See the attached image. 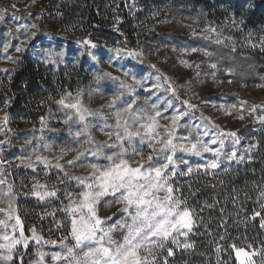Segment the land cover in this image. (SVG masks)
Masks as SVG:
<instances>
[{"label": "rangeland", "instance_id": "rangeland-1", "mask_svg": "<svg viewBox=\"0 0 264 264\" xmlns=\"http://www.w3.org/2000/svg\"><path fill=\"white\" fill-rule=\"evenodd\" d=\"M46 1L0 0V14L4 17L0 20V141H6L0 144V169L3 170L0 178L13 186L14 207L22 221L25 236L30 238L35 232L43 240L57 242L43 244L42 241L38 245L30 240L27 249L21 247L15 254L16 264H20L21 257L23 264H37L40 251L46 254L44 264H54L51 254L62 250L60 240L68 237L70 228L71 218L64 211L65 206L69 205L65 193H72V198L78 199L75 180L65 177L64 172L69 176H87L91 171L87 167L89 163H107L104 157L94 158L88 154L86 159L82 158L75 166L67 164L77 155V151L94 146L85 144L84 137H74L72 133L79 130L81 125L75 121V117L65 123L67 110L57 103L62 95L71 93L75 97L77 91L82 90L85 107L100 110L112 121L111 113L114 109L107 105L113 94L120 90V81L108 78L96 80L95 76L108 72L122 80L128 79L131 83V78H125L120 69L127 70L143 81V86L137 87L135 97H132L136 100L135 108L151 112V105L155 104L166 117L173 115L177 109L186 111L188 114L181 118L176 129L177 137L199 136L207 143L216 136L217 128L214 125L221 131L237 133L240 143L233 144L230 137L225 140V150L216 169H196L197 165L207 164L213 158L212 153L190 156L178 152L176 159L179 169L177 175L171 178L174 187L181 177L190 175L180 174V171L186 172L188 166L194 169L191 174L206 173L250 160L251 152L256 148L250 134L264 127V119H261L264 117V68L252 59L257 53L264 56L261 47V41H264V16L257 27H253L255 29L245 24L247 20H254L258 11L259 15H264V0H177L176 3L163 1L159 4L155 0L154 4L144 8L136 4L131 8L136 28L131 35L132 48L114 39H86L96 44L97 48L67 43L64 37L52 32L50 22L54 17L44 8ZM7 5H10L13 12H7ZM137 13L140 16H136ZM33 24L37 28H31ZM209 27L216 31L206 33L204 30ZM33 32L36 33L35 37H31ZM205 35H210V39H204ZM217 35L223 43L215 42ZM253 44L256 47H252ZM5 45L9 46L7 50ZM17 47L23 48V51L17 52ZM116 48L139 53L140 56L117 58L114 56ZM192 48L202 51L191 52ZM49 49L54 53L51 58L56 63L46 62ZM203 52L211 55L205 56ZM181 61H188L192 67H185ZM212 63L217 64V69L210 67ZM153 64L155 68L151 67ZM29 70L50 85L47 93H42L46 100L40 103L32 104L27 95L12 93L11 87L18 81L14 79ZM213 71L215 77L210 74ZM160 73L171 79L177 88L179 100L164 89L152 87ZM69 75H74L77 80L75 89L69 85ZM125 99L130 97L126 96ZM182 100H188L197 107L188 109L180 102ZM168 101L172 102V107L168 106ZM26 106L27 111L24 110ZM229 112L230 115L227 114ZM23 114L25 116L21 117ZM88 119L93 125L91 132L96 143L108 140L100 130L103 118ZM159 122L162 126L169 124L166 119H160ZM45 143L50 147L44 148ZM251 145L255 147L249 151ZM213 147H218V144ZM61 150L65 152L62 158L59 156ZM233 150L237 158L228 159L227 156ZM34 151L47 157L52 164L59 162L64 165V172L45 168L35 162ZM113 151L116 149H105L109 154ZM143 151L145 156L150 152L147 147ZM30 156L33 158L31 168L26 167V158ZM128 156L140 159L131 149ZM157 159L162 160L163 156ZM181 159L188 160V165L180 163ZM6 188L7 185L0 186V190L6 191ZM45 190H55L57 196L41 200L35 195L36 191ZM0 200L3 201L0 208H7V200L3 197ZM119 207L101 201L100 215L103 218L112 217L108 221L111 224L121 215ZM23 215L30 223H25ZM0 218L4 216L0 214ZM10 223H14V220ZM8 231L11 233V228ZM16 234L19 235V230ZM181 238L184 236L178 237ZM116 239H120V236L117 235ZM66 242L71 243L70 238ZM246 251L256 253L253 256L254 264H264L261 250Z\"/></svg>", "mask_w": 264, "mask_h": 264}, {"label": "snow or ice", "instance_id": "snow-or-ice-1", "mask_svg": "<svg viewBox=\"0 0 264 264\" xmlns=\"http://www.w3.org/2000/svg\"><path fill=\"white\" fill-rule=\"evenodd\" d=\"M3 14H0L2 20ZM31 28H37V25H31ZM206 33H214V28H207ZM195 36L196 34L193 33ZM33 32L31 37H35ZM30 37V38H31ZM204 39H210V35H205ZM216 43H223L217 35ZM43 43V41H41ZM90 48L98 46L91 41H83ZM9 46L5 45V50ZM252 47H256L255 44ZM262 50H264V41H261ZM17 52L23 51V48L17 47ZM191 52L202 51L201 49L192 48ZM205 56L211 53L203 52ZM54 55L51 49L48 50V63H56L51 57ZM114 56H130L137 58L139 53L125 51L124 49H114ZM112 57L109 58L111 62ZM141 63L143 61L141 60ZM185 67H192L188 61H181ZM152 68L156 66L151 65ZM198 67V65H197ZM210 67L215 70L217 64L212 63ZM125 78L112 76L111 73L104 72L95 76L96 80L108 78L120 81V90L115 92L107 107L114 109L111 113L112 121L100 110H91L85 107L82 100V90H78L75 97L71 93L61 96L57 103L67 110V120L65 123L73 120L79 122L81 127L72 133L74 137H84V143L93 145L92 148H84L83 151H77V155L67 162L69 166H75L82 158L86 159L90 154L94 158L104 157L106 164L89 163L87 167L91 170L87 176H69L64 172V165L59 162L52 164L47 157L34 151L35 162L43 165L45 168H55L64 172L65 177L75 180L78 188L75 190L78 199H73L72 193H65L69 199V205L65 206L64 211L70 216V228L68 237L60 240L61 251L51 254V261L54 264H159L157 257L165 249L166 244L171 243L177 247H183L185 250L193 248L192 243L184 242L178 244V237H187L192 231L194 210L190 209L186 201L176 193L179 191L173 186L172 177L177 175L179 163L177 162V153H184L190 156H201L203 153H212L213 158L207 164L197 165L196 169L204 168L205 170L216 169L219 167L220 156L225 150V140L232 138L233 144H239L240 138L235 131L224 132L217 128L216 136L210 142H205L199 136L177 137L176 129L179 127V121L188 113L177 109L170 117L163 116L158 110L157 105H151V112L148 109L134 107L137 87L143 86L142 79H138L135 74L127 70L120 69ZM158 71V70H157ZM230 71V70H229ZM215 77V71L210 73ZM155 89H164L170 92L172 96L179 100L177 88L173 82L162 73L156 76V83L152 85ZM130 99H125V97ZM188 109H195L197 105L190 103L188 100L180 101ZM168 106L172 107V102L168 101ZM235 107V106H233ZM255 111V108L252 109ZM227 114H231L230 112ZM89 117H102L103 125L101 131L108 137L103 143H96L92 137L91 129L93 125ZM203 118V117H202ZM243 119V116L239 117ZM5 123L7 116H5ZM166 119L167 125H161L159 120ZM207 119V118H203ZM264 119V117H261ZM207 127V125H205ZM71 129V125H70ZM163 133V135L161 134ZM6 141H0L4 144ZM218 147H213L217 145ZM44 148L50 145L45 143ZM83 147V145H82ZM147 147L150 152L145 156L143 151ZM255 145L249 147V151ZM116 151L110 154L105 149ZM129 149L135 155L140 156L139 160L135 156L129 157ZM75 150V149H73ZM64 150H61L59 156H64ZM163 156V159L157 157ZM228 159H236V151H232ZM28 163L26 167H33V158H26ZM242 160L243 157L241 156ZM180 163L188 165V160L181 159ZM135 164V166H133ZM84 166V165H81ZM0 169V174H2ZM194 169L188 166L185 171H180L181 175L191 174ZM7 185L6 191L0 190V197L7 200V208H0V264H16L14 256L23 247L27 249L29 242L34 241L36 244H56V241L43 240V237L33 232L32 236L26 237L22 221L16 213L15 196L13 186L7 184V181L0 178V186ZM46 187V186H41ZM41 200L46 197H56L57 192L36 191ZM106 198H110L106 199ZM260 200H264V191L260 192ZM104 201L108 204L119 205L120 217H117L111 224L108 221L112 217L103 218L100 215V204ZM3 201L0 200V203ZM264 207V204L261 205ZM115 215V214H114ZM260 215V213H256ZM14 220V223H10ZM264 227V222L261 223ZM11 228V233L8 229ZM17 230L19 235L17 236ZM119 235L120 239H116ZM70 238L71 243L66 241ZM251 247V246H249ZM236 260L238 264H254L253 256L255 252H248L244 248H236ZM219 251V249H218ZM262 255H264V250ZM45 253H38L37 264H44ZM172 248L167 249V256H172ZM20 264H23V258H20ZM165 264L167 261L165 260Z\"/></svg>", "mask_w": 264, "mask_h": 264}, {"label": "trees", "instance_id": "trees-1", "mask_svg": "<svg viewBox=\"0 0 264 264\" xmlns=\"http://www.w3.org/2000/svg\"><path fill=\"white\" fill-rule=\"evenodd\" d=\"M154 1L47 0L44 8L54 17L50 22L52 32L64 37L69 44H79L86 48L83 43L86 39H114L132 48L131 35L136 28L131 8L136 4L144 8L154 4ZM163 1L177 2L158 0L156 3ZM7 7V12H13L10 5ZM258 15L259 11L254 20H247L245 24L256 28L264 16ZM136 16H140V13ZM41 27L44 29V26ZM252 57L259 67L264 68V56L257 53ZM68 77L70 87L75 89V76ZM16 79L18 81L11 87L13 94L27 95L32 104L46 100L42 93L49 90L47 81L35 77L31 70ZM25 108L27 111V106ZM250 135L256 145L250 160L228 165L218 171L183 176L177 181L175 188L179 191L176 194L194 210L192 231L187 237L178 239L177 243L188 242L194 247L185 250L168 243L157 257L159 264H165V260L167 264H237L233 245L246 250H264V227H261L264 222V207H261L264 200L259 199L260 192L264 191V127ZM23 219L25 223L29 222L24 215ZM168 248H172V256H167ZM262 259L264 263L261 251Z\"/></svg>", "mask_w": 264, "mask_h": 264}]
</instances>
